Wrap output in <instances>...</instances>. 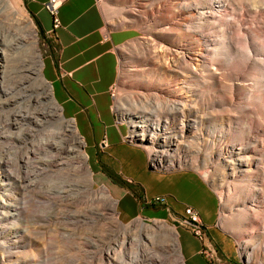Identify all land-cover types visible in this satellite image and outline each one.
Here are the masks:
<instances>
[{
  "label": "rangeland",
  "instance_id": "374dc122",
  "mask_svg": "<svg viewBox=\"0 0 264 264\" xmlns=\"http://www.w3.org/2000/svg\"><path fill=\"white\" fill-rule=\"evenodd\" d=\"M10 1L23 17H21L22 20L17 19L12 11L13 8L10 6L11 3L9 0L0 1V11H2L0 16V35L5 37V40L10 41H6L8 44H14V41L15 43L17 42L12 45L13 48L10 47L11 49L8 48L7 51L9 53V61L5 69L6 78L4 82L6 89L15 91L11 94H13L15 98L17 97V101L10 108L4 106H2V108L0 106V111L2 112H0V134H2V136H0V158L10 161L9 169L11 171V176L8 177L10 180L9 185L7 186L3 185V183L8 182L5 178L6 175L0 174V184L3 185L0 188V202L3 201L12 204V207H19L20 214L13 216V210L9 209V207L4 209L0 208V264H110L103 253L120 240V236L126 229L124 227L118 228L116 225H112L109 220L95 218L92 215V209L102 210L104 208L102 204L103 201H101L103 198L107 201V196L103 192L104 189H107L108 195L117 201L113 191L114 184L100 169L98 162L101 157L97 155L96 149L88 148L86 150L82 138L81 140L84 145L81 151L87 156L85 167L89 168L93 176L91 190L88 187L84 171L78 172L77 169L75 170L79 165V160L74 159L75 155L70 154L69 156L64 154L62 156L59 155L57 151L48 147L51 143H55L59 140L58 138V140H56L55 137L57 133L64 134L65 138L70 141V146H77L76 143L71 141V133L68 128L70 125L69 121L71 120H67L63 116L59 105L60 110L56 112V115L54 117H47L45 116V112L50 113L52 109L49 108L46 101L43 99L40 106L33 101L34 97L38 98V96L46 92L51 91L53 95L52 84L46 77L48 74L46 70L50 60L56 55L57 46L53 35L46 34L40 28V26L43 27L45 24L48 27L51 26L52 19L43 13L40 18L36 16V21L32 14H35V11L38 10L37 6L33 5L28 7L27 0ZM98 1L104 11L107 26L109 28L133 30L130 39L120 48L119 77L114 87L116 89L113 98L115 112L118 114L120 121L127 124L129 127L128 131L130 136L128 140L146 152L148 156L147 160L149 159L148 163L151 168H160V172H169L181 168L192 169L199 172L218 195L220 204L218 226L225 234L231 236L235 241L236 264H264V219L260 216L258 220L251 222L248 219L243 220L239 218L240 215L237 209L241 207L239 200L242 194H240L239 188L234 189V191L230 189L232 192L227 188L226 182L229 179L225 177L223 167L219 164L216 157L211 159V153L215 146L218 149L220 146L233 142L238 134V128L243 126L244 123H247L250 118H256L254 112L258 103L256 96L261 93L264 95V74L261 75L262 73L258 71L257 67L259 65H264V56L256 55V50L260 49V47H264V36L261 35L262 30L260 28L262 27L260 21L261 19L264 21V16L260 18L259 16L256 17L254 14L249 13L245 17L247 19V24L244 29L249 31V34L246 32H243V34L245 37L248 35L249 38L247 36V39H245L243 36V39L240 41L241 43L238 42L239 46L238 43L236 44L237 46L235 45L232 50L235 54L232 66L224 61L225 72L223 73H231L230 75L233 79L225 78L221 87L203 83L204 80L202 77L192 79L193 88L195 89L194 95H196L195 108L190 111L187 110L185 113L171 114L170 111L165 108H157V103L160 99L158 98L156 90L158 88L157 83H167L165 81L173 80L176 75L163 74L161 69L157 68L158 65H156L155 61L148 58V56H142V50L149 47L152 43L153 45L159 43L160 46L156 51L162 50V47L166 48V45L158 38L159 31L157 29L151 30L150 39H147L148 24L141 16H137L139 8L134 5L135 2L132 0ZM254 1H262L264 3V0ZM235 2H238V0H235ZM208 3L219 7L221 5V0H208ZM250 7L249 9L253 11L252 9L254 6L251 5ZM228 20H232V16H228ZM26 21H30L35 26L37 36L35 38H29L30 41L25 40L24 43H20V41H16L19 38V32L27 35L29 29ZM12 27H14L17 32H11L10 29ZM35 41H37L38 44L37 55L41 56L43 64L41 77L48 83L45 88H41V82L34 73L38 71V64H40L38 62V57L36 58V54L32 49V42ZM244 44H246V46H244ZM246 47L248 49H246ZM141 51V56H139L140 54L138 55L136 52L140 53ZM248 53L250 54L249 56H247ZM159 54L162 57L160 59L161 66H164L163 64H165V62L172 60L174 56V53L171 52L164 54L163 51H160ZM134 56H138L142 59L144 58V62L142 61L143 63H139ZM257 58H260V60ZM256 59L263 63H257L258 61ZM128 68H141V73L126 76L124 73ZM176 70L181 71L180 68ZM233 75H238L239 77H234ZM181 76L182 75L177 76L176 80L181 78ZM258 77L260 79H258ZM225 81L228 82L226 86H224ZM259 83L263 85V92H255L256 86ZM230 84H232V86ZM235 85H237V87L232 94L231 88ZM16 92L25 96L21 98V96L16 95ZM11 94L4 95L0 93V96L2 95L0 99L3 97L1 102H4L5 99H9L8 97L9 95L11 96ZM232 97L234 100V107L221 104L225 103L226 100H230ZM53 100L56 102L54 95ZM167 102L168 98H165L163 103L166 104ZM247 105H249V110ZM225 107L228 111L222 109ZM138 108L139 110L143 108V110L151 114L154 118L159 117L163 121L168 119L169 122L165 121L166 123L163 122V124L175 128L180 138L183 134V138L180 139V141L183 140L182 143H180L181 147L177 148L176 154V157L181 161L175 163L174 166H168L167 163L161 164L160 162H156L147 151V147L153 145L150 143V138L148 139V137H145L142 139V137L133 133L132 120L128 115L131 113L134 114L135 112L137 113L139 111L137 110ZM135 109L136 111H134ZM229 109H232V111ZM38 110L39 112H36ZM17 111L21 112L16 113ZM123 113H127V116H123ZM252 113L254 115H252ZM24 115L26 116L24 117ZM12 116L18 118L19 121L17 122L20 125L19 127L5 126L6 118H12ZM183 116L185 117L184 119H182ZM27 117H29V119H27ZM22 118L26 119L22 120ZM36 118L40 120V124L35 122ZM185 119H191L193 122L195 121L196 123L194 125L196 126L187 130L186 127L193 126L191 125L192 121L187 120L184 127L185 130L183 129L184 131H182L180 129L183 123L181 120ZM40 141L42 143H40ZM49 141L52 142L50 143ZM76 148L78 149V147ZM142 150L138 149L136 155H138L141 160H144L146 154ZM64 156L71 160L72 165L67 167L61 165V160L64 159ZM0 168L7 172L6 168ZM149 172H151V174H156L159 171H151L149 169ZM112 174L115 176V181H118L117 175L114 173ZM31 181L35 183L31 185L29 183ZM23 184L27 186H23ZM237 190H239V192H237ZM256 193L263 195L264 191L259 190ZM97 195L100 197L103 196V198L100 199ZM221 198H223V201ZM260 199L262 202L263 198ZM246 206L247 204H245V207ZM259 206L262 211H264V202ZM123 207L130 210V206L126 203H123L122 208ZM111 210V214L118 217L120 222L127 227L134 225L138 228V220H142L148 225L167 223L177 232V248L184 261L178 236L179 228H177L170 219H146L140 217L131 222H125L123 221L124 218L122 220L118 216L117 207ZM88 211H90V213H87ZM145 213L163 217L168 216L165 211L148 213L146 210ZM77 214L82 216L81 220L84 222L77 223V221L75 222L71 219L70 216ZM239 224H242L243 227L241 228ZM239 230L246 232L242 240H240L237 235V231ZM94 242L96 244H94ZM164 264H173L172 259Z\"/></svg>",
  "mask_w": 264,
  "mask_h": 264
},
{
  "label": "bare ground",
  "instance_id": "6f19581e",
  "mask_svg": "<svg viewBox=\"0 0 264 264\" xmlns=\"http://www.w3.org/2000/svg\"><path fill=\"white\" fill-rule=\"evenodd\" d=\"M0 1H5V0H0ZM132 1H134L135 2L134 5H136L139 8L137 12V16H141L142 19L148 24L147 39L148 38L150 39L149 36L151 34V30L157 29L159 31L158 38L160 39V41H162V43L166 45V48L162 47V50L156 51V49L160 45L159 43H157L156 45L155 44L153 45L152 43L150 44L149 47H146L144 48V50H142L143 51L142 56L145 57L148 56V58L155 61L156 65H158L157 68L161 69L163 74L166 73V74L176 75L173 78V80L165 81L167 83L164 82L157 83L158 88L156 90L158 93V98L160 99V101L157 103V108H161V107L165 108L168 111H170L171 114L185 113L187 110L190 111L193 108H195L196 95H194L195 89L193 88V82L191 81L192 79L202 77V79L204 80L203 83L218 87H221V84H223L225 78L233 79V77L230 75L231 73L230 74L223 73L225 72L224 61L225 63L228 62L227 64H230L232 66L235 57V54L233 53L232 50L234 49L235 45L238 42H240L241 39H243L244 36L243 32L249 34L248 33L249 31L244 29L245 25L247 24L246 22L247 19L245 17L249 13L254 14L256 17L259 16L260 18L264 16V3L260 0H259L260 2L254 0H250V1L238 0V2H235V0H221V5L219 7L208 3V0H132ZM251 5L254 6L252 9L253 11L249 9L251 8L250 7ZM10 6L13 8L12 11L14 15L17 17V19L22 20L21 17L23 16L19 14V12L11 4ZM1 14L2 11H0V16ZM228 16H232V20L229 21ZM262 20L263 19H261L260 21L262 27L260 28L262 30L261 35L264 36V21ZM26 22L29 29L27 35L22 34V32H19V36H18L19 38L16 41H20V43L21 42L24 43L25 40L30 41L29 38H35L37 36L35 26L30 21H26ZM10 30L11 32H17L16 29H14V27H12ZM246 37L245 39H247ZM4 38L5 37L0 35V93L4 95H8L14 93L15 91L6 89L4 85L6 78L5 69L9 61V53L7 51L8 48L12 47V45L16 44L17 42L15 43L14 41V44H10V43L8 44L6 41L9 40H5ZM37 45H38L37 41L32 42V49L34 50L36 54V58L38 57V62L40 63L38 64L39 66L38 71L34 73L37 76V79L41 82V88H45V86L48 83L43 79V77H41L43 64H42L41 56L37 55L38 54ZM244 46H246V44H244ZM247 47L246 49L249 48ZM142 51L140 53L139 52L136 53H138V55L140 54L139 56H141ZM160 51H163L164 54L170 52L174 53L173 59L169 60L168 62H165V64H163L164 66H161L160 63V59L162 58L159 54ZM256 53H257L256 55L264 56V47H260V49H257ZM249 55L250 54L248 53L247 56ZM134 58L135 59L137 58V61L139 63L144 62L143 61L144 58L142 59L138 56H134ZM257 59L260 60V58ZM259 62L260 61H258L257 63ZM254 63H255V59H254ZM260 63L262 64L263 62ZM263 66L262 65L257 66L258 71L262 73L261 75L264 74ZM177 68H180L181 71H177L176 70ZM140 69L128 68L125 70L124 74L126 76L137 75L138 73H141ZM179 75H182L181 78L176 80L177 76ZM236 76L238 75H235L234 77ZM259 77L258 79H260ZM226 81L224 86H226V83L228 84V82ZM232 84L230 85L232 86ZM236 87L237 85L233 86L231 88L232 90L230 89L232 91V94L233 91H235L234 89ZM260 91L263 92V85L259 83L256 86L255 92H260ZM16 95L21 96V98L25 96L17 92ZM8 98L9 99L7 100L5 99L6 101L4 100V102H1L0 99L1 107L4 106L10 108L17 101L16 100L17 97L15 98L13 94H11V96L9 95ZM163 98L164 99L168 98V102L166 104L163 103L164 100ZM256 98L258 99L257 108L254 110L256 118H250L247 123H244L243 126H240L238 128V134L233 142H231L230 144H225L223 146H220L218 149L215 146L211 153L212 154L211 159L215 157L218 159L219 164H221V166L224 169L225 177L229 179L226 182L227 188L229 190L233 189V191L234 189L239 188L241 192L240 194H242V197L239 200L241 207L237 209L238 214L240 215L239 218L243 220L248 219L251 222L258 220L260 216L264 219V211H262L261 207L259 206L264 202V194L260 195V193H256L259 190L264 191V95L261 93L260 95L256 96ZM43 99L49 105V108L52 109L50 110V113L45 112V116L54 117L56 115V112H58L60 108L57 102L53 100L52 92L51 91L46 92L43 95L38 96V98L34 97L33 101H35V103L40 106V103L41 101H43ZM221 104L230 105L231 107L232 106L234 107L233 97L230 98V100H226L225 103H221ZM248 107L249 105H247V108ZM222 109L226 110V107ZM249 109L250 108H248V110ZM39 110L36 112H39ZM137 110H139V108ZM134 111H136V109ZM230 111H232V109ZM20 112L21 111H17L16 113H20ZM126 114L123 113V116H127ZM252 115L254 114L252 113ZM25 116L26 115H24V117ZM128 116H130V119L132 120L131 124L133 127V133L137 134L139 137H142V139H144L145 137H148V139L150 138L149 139L150 143L153 145L147 147V151L148 154H150L151 157H153L156 162H160L161 164L167 163L168 166H174L175 163L181 161L176 157L177 156L176 154H177V148L181 147L180 143H182L183 140L180 141V139L183 138V134L180 138L175 128L169 127L167 126V124H163V122L165 121L169 122L168 119L163 121L159 117L154 118L151 114L143 110V108L142 110L140 109L137 113L136 112L134 114L131 113ZM184 118L185 117L183 116L182 119ZM25 119L26 118H22V120ZM27 119H29V117H27ZM187 120L192 121L191 125H193L186 127L187 130L192 129L196 126L194 125L196 122L195 121L193 122V120L191 119L181 120L183 122L180 127L182 131L185 130L184 127L186 125ZM17 121L19 120L15 116L14 117L12 116V118L9 117L8 119L6 118L5 126L7 127L15 126L17 128L20 126ZM39 121H40L39 119L37 118L35 119V122L38 124H40ZM69 123L70 125L68 126V128L71 133V141L77 144L76 147H78V149L75 147V145L74 147L70 146L69 145L70 141L67 138H65L64 134L62 133H57V136L55 137L56 140L58 139L59 140L56 141L55 143H51L52 141L51 142L49 141L51 144L48 147L57 151V153H59V155L62 156L64 154L69 156L70 154H74L75 155V156L73 155L74 159L79 160V165L75 168V170L77 169L78 172L84 171V173L86 174L88 187L91 190L93 176L89 168L85 167L87 156L81 151V148L83 147L84 144L81 140V137H79L77 133L74 122L71 120L69 121ZM0 136H2V134H0ZM40 143L42 142L40 141ZM78 144L80 145V149ZM212 144L215 145L214 143ZM61 162H62L61 165L65 167L72 165L71 160L65 156L64 159L61 160ZM9 164H10L9 160L0 158V167H4L7 169V172H5L0 168V174H5L6 175L5 178L8 181L7 183H3L4 186L9 185V181H10L8 178L11 176ZM29 183L32 185V183L35 182L31 181ZM3 185L0 184V188ZM25 185L23 184V186ZM239 190H237V192H239ZM103 192L107 196V201H105V198H103V196L102 197L98 195L97 196L100 199L103 198L101 201H103L102 204L104 205L105 209L104 208L102 210L92 209V215L95 218H100L102 220L105 219L109 220L111 221L112 225H116L118 228L124 227L126 229V231L122 233V235L120 236V240L117 241L115 245L110 246L106 250V252L103 253L104 257L108 259V262H110V264H114V262L115 264H164L171 259L173 264H184L182 255L179 253V250L177 248V238H176L177 232L171 226H169L167 223H163L160 225H148L142 220L137 221L139 224L138 228H136L134 225L133 226L130 225L128 227L124 226L120 222L118 217H115L113 214H111L112 211L111 209L114 208L116 209L117 207V201H115L114 199L111 198L110 195H108L107 189H104ZM223 198H221V200ZM260 198H263L262 202ZM245 204H247L246 207ZM7 207L13 210V216L20 214L19 207L17 206L12 207V204L3 201L0 202L1 209ZM87 213H90V211H88ZM79 215L77 214L70 217L75 222L77 221V223L84 222L83 220H81L82 216ZM239 226L241 228L243 227L242 224H239ZM237 233L236 234L239 236V239L242 240L246 232L239 230L237 231ZM94 244L96 243L94 242Z\"/></svg>",
  "mask_w": 264,
  "mask_h": 264
},
{
  "label": "crops",
  "instance_id": "0c3cea01",
  "mask_svg": "<svg viewBox=\"0 0 264 264\" xmlns=\"http://www.w3.org/2000/svg\"><path fill=\"white\" fill-rule=\"evenodd\" d=\"M49 1L27 0L28 7H38L35 14L31 13L36 21V16L40 18L43 13L51 17L45 8ZM58 19L57 29L53 20L49 27L40 26L53 35L57 46L46 77L63 116L74 122L86 150L96 149L101 162L117 175L119 180L112 182L118 216L125 222L140 217L170 219L179 228L185 264H236L235 241L218 226L220 204L216 192L192 169L151 174L146 152L128 140L129 127L115 112L111 90L119 77V52L133 30L109 28L98 0H67L59 8ZM138 149L146 154L144 160L136 155ZM157 198L164 202L156 203ZM123 203L130 210L122 208ZM186 208L198 212L206 227L204 241L181 226ZM146 210L165 211L168 216L146 214ZM205 247L215 252L214 261L201 254Z\"/></svg>",
  "mask_w": 264,
  "mask_h": 264
},
{
  "label": "built area",
  "instance_id": "2783aa9c",
  "mask_svg": "<svg viewBox=\"0 0 264 264\" xmlns=\"http://www.w3.org/2000/svg\"><path fill=\"white\" fill-rule=\"evenodd\" d=\"M67 0H50L48 3L45 4V8L51 15L53 20V28L57 29L60 26V22L58 19V12L59 8L66 2ZM108 37V32H106L105 38ZM115 89L112 88L111 94L114 98L115 96ZM156 203L164 202V200L157 198L155 200ZM181 226L189 230L193 236L197 239L204 241L207 238L206 234V227L202 222L198 212H196L193 208H186L184 211V215L180 220ZM201 254L206 257L210 261L215 260V252L209 248H204Z\"/></svg>",
  "mask_w": 264,
  "mask_h": 264
},
{
  "label": "flooded vegetation",
  "instance_id": "af4514ba",
  "mask_svg": "<svg viewBox=\"0 0 264 264\" xmlns=\"http://www.w3.org/2000/svg\"><path fill=\"white\" fill-rule=\"evenodd\" d=\"M98 163H99L100 169L102 170L103 174L106 175V176H108L109 179H111L112 181H115V176L112 174L114 172L108 166H106L105 164H103L101 162V160Z\"/></svg>",
  "mask_w": 264,
  "mask_h": 264
},
{
  "label": "water",
  "instance_id": "95a60500",
  "mask_svg": "<svg viewBox=\"0 0 264 264\" xmlns=\"http://www.w3.org/2000/svg\"><path fill=\"white\" fill-rule=\"evenodd\" d=\"M151 171H160V168H150Z\"/></svg>",
  "mask_w": 264,
  "mask_h": 264
}]
</instances>
